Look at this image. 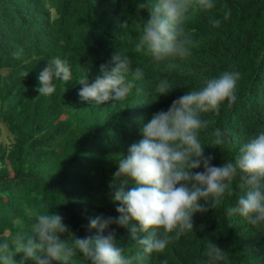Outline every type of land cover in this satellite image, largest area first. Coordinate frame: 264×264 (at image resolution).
Returning <instances> with one entry per match:
<instances>
[{"label":"trees","instance_id":"trees-1","mask_svg":"<svg viewBox=\"0 0 264 264\" xmlns=\"http://www.w3.org/2000/svg\"><path fill=\"white\" fill-rule=\"evenodd\" d=\"M142 2L155 0H0V127L11 136L3 142L0 129V243L11 246L17 234H31L29 208L60 215L77 238H96L91 219L120 215L114 201L119 182L110 187L119 160L142 139L141 130L155 113L167 111L207 79L226 71L241 74L235 103L228 107L225 101L219 114L202 115L212 122L200 141L213 166L234 161L240 148L264 131V0H214L211 10L194 5L183 24L195 45L191 55L165 62L133 52L148 19L146 9L138 10ZM229 10L231 16L224 20ZM210 17L219 19L220 26L213 27ZM115 53L128 59L130 80L139 67L142 78L134 80L123 101H82L79 81L87 77L94 82L100 66L109 64ZM54 57L67 61L70 79L54 80L55 92L39 97L38 74ZM163 79L173 90L158 98L154 89ZM215 129L225 135L223 145L212 143ZM241 194L237 179L231 195L225 194L214 209L195 214L193 230L145 264H207L208 241L225 252L226 260L216 264H264V224L253 226L225 214ZM138 227L113 224L104 235L114 231L116 243L134 255L131 230ZM64 238L71 242L70 234ZM13 261L35 264L22 253ZM73 264L89 261L78 253Z\"/></svg>","mask_w":264,"mask_h":264},{"label":"clouds","instance_id":"clouds-1","mask_svg":"<svg viewBox=\"0 0 264 264\" xmlns=\"http://www.w3.org/2000/svg\"><path fill=\"white\" fill-rule=\"evenodd\" d=\"M115 2V0H113ZM202 10L215 7L214 0H155L154 3H138V10H147L144 22L134 46V53H146L154 62L186 59L194 47L191 32L184 27L187 13L193 6ZM231 12L224 13V20ZM213 27L221 21L209 18ZM124 27H127L125 22ZM168 67H173L168 64ZM100 74L94 82L87 77L79 81L78 95L82 101L104 104L108 101L125 100L134 88V80L143 76L139 67L128 78L129 61L119 53L112 55L109 64L100 66ZM241 74L238 71L224 72L219 77L207 79L202 87L186 92L174 100L167 111L155 113L141 130L142 139L133 143L126 158L120 159L114 174L117 187L114 201L120 207L119 218L98 215L90 220V228L97 230L96 238H77L69 232L60 215L27 209L33 221L31 234H17L9 243H0V264H14L13 256L22 253L35 264H73L78 253L89 264H145L153 253H163L167 246L187 231L193 230V216L203 214L220 204L225 194H232L233 182L238 179L241 194L234 206L226 209L229 218L241 217L250 225L264 224V131L251 137L232 162L222 166L212 165V156H205L200 141L202 130L212 123L202 119L203 114H219L227 101L231 107L236 101L235 88ZM70 68L67 61L52 58L38 74L40 96L55 92L54 80L68 81ZM172 87L167 79L155 86L158 98L166 96ZM139 91V89L137 90ZM214 145H223L225 135L215 129ZM203 167V171H197ZM131 187L125 191V187ZM130 223L131 237L137 251L128 255L124 247L116 243V233L108 231L111 225L127 228ZM70 234L71 242L65 239ZM207 264L226 260L225 252L208 241Z\"/></svg>","mask_w":264,"mask_h":264},{"label":"rangeland","instance_id":"rangeland-1","mask_svg":"<svg viewBox=\"0 0 264 264\" xmlns=\"http://www.w3.org/2000/svg\"><path fill=\"white\" fill-rule=\"evenodd\" d=\"M1 140L8 143L11 140L10 134L7 132L4 126L1 125Z\"/></svg>","mask_w":264,"mask_h":264}]
</instances>
